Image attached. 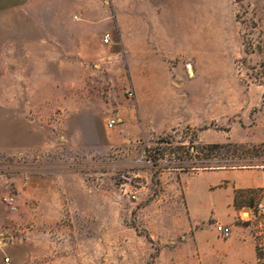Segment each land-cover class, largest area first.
Returning a JSON list of instances; mask_svg holds the SVG:
<instances>
[{
    "label": "rangeland",
    "instance_id": "1",
    "mask_svg": "<svg viewBox=\"0 0 264 264\" xmlns=\"http://www.w3.org/2000/svg\"><path fill=\"white\" fill-rule=\"evenodd\" d=\"M227 142H264V0H0V264H264L263 190L189 200Z\"/></svg>",
    "mask_w": 264,
    "mask_h": 264
},
{
    "label": "crops",
    "instance_id": "2",
    "mask_svg": "<svg viewBox=\"0 0 264 264\" xmlns=\"http://www.w3.org/2000/svg\"><path fill=\"white\" fill-rule=\"evenodd\" d=\"M111 12L110 8L107 9L105 23L116 22L121 40L125 45H127L126 33L128 29H131L135 37L143 36V34H147L151 30L143 29V26L142 28L138 27L139 17L137 18L135 12L132 13L133 21L130 28L124 23V17L119 11ZM84 22L85 25L93 24L90 18H86ZM157 93L158 91L154 94L156 95ZM194 174V177H202L203 180L199 184L193 182L189 184V200H193L194 196H197L201 201L202 210L212 211L214 209L215 204L218 203L220 190L229 195L233 194L237 189L246 188L261 189L264 192V167L208 168L201 169L200 172H195ZM210 217L211 212H207L202 220L205 221Z\"/></svg>",
    "mask_w": 264,
    "mask_h": 264
},
{
    "label": "trees",
    "instance_id": "3",
    "mask_svg": "<svg viewBox=\"0 0 264 264\" xmlns=\"http://www.w3.org/2000/svg\"><path fill=\"white\" fill-rule=\"evenodd\" d=\"M198 148L201 154L198 155L200 165L197 167L202 169L264 167V142L214 143Z\"/></svg>",
    "mask_w": 264,
    "mask_h": 264
},
{
    "label": "built area",
    "instance_id": "4",
    "mask_svg": "<svg viewBox=\"0 0 264 264\" xmlns=\"http://www.w3.org/2000/svg\"><path fill=\"white\" fill-rule=\"evenodd\" d=\"M111 41L110 34H106L104 37V42L109 43ZM129 95L133 96L134 95V90H129ZM120 123V119L116 117H111L108 119L106 127L108 129H114L115 127L118 126ZM2 203L4 206L9 209L12 212H17L19 210V200L15 194L12 193H5L2 198H1ZM261 208L264 211V202L261 203ZM221 234L225 238H229L232 235V229L229 226L221 227ZM9 238H12L13 236H8ZM5 264H11V259L10 257L5 258Z\"/></svg>",
    "mask_w": 264,
    "mask_h": 264
}]
</instances>
